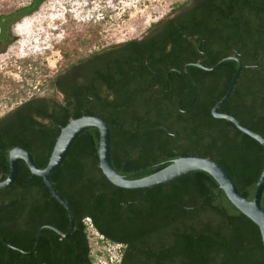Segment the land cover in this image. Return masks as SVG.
I'll use <instances>...</instances> for the list:
<instances>
[{"label":"trees","instance_id":"trees-1","mask_svg":"<svg viewBox=\"0 0 264 264\" xmlns=\"http://www.w3.org/2000/svg\"><path fill=\"white\" fill-rule=\"evenodd\" d=\"M46 1L30 0L0 16V50L12 43L16 23L39 13ZM228 56L239 58L243 69L218 112L264 137V0H187L140 38L91 52L56 73L51 86L60 102L31 97L1 116L0 181L12 148L27 150L44 168L60 129L70 118L89 115L108 125L110 159L119 174L137 179L177 157H204L251 199L263 147L211 115L237 62L184 71L197 62L211 68ZM98 139L96 128L83 131L49 176L73 214L71 236L44 228L35 250L39 228L66 233L69 218L19 161L15 181L0 190V264H93L88 228L120 246L118 264H264L258 227L208 173L122 189L99 168ZM260 205L264 211V190Z\"/></svg>","mask_w":264,"mask_h":264},{"label":"rangeland","instance_id":"rangeland-1","mask_svg":"<svg viewBox=\"0 0 264 264\" xmlns=\"http://www.w3.org/2000/svg\"><path fill=\"white\" fill-rule=\"evenodd\" d=\"M30 0H0V16ZM187 0H48L0 50V117L31 97L60 100L51 79L101 48L140 38ZM93 264H118L120 246L87 230Z\"/></svg>","mask_w":264,"mask_h":264},{"label":"water","instance_id":"water-1","mask_svg":"<svg viewBox=\"0 0 264 264\" xmlns=\"http://www.w3.org/2000/svg\"><path fill=\"white\" fill-rule=\"evenodd\" d=\"M225 61H235L238 65L230 79L229 85L224 95L212 106L211 115L215 119L226 120L232 123L240 132L254 139L263 147L262 167L255 184L253 197L251 199H247L240 194L233 180L223 167H221L215 161L204 157H177L169 161L160 170L145 177L137 179L125 177L119 174L113 168L111 163L110 130L108 125L98 116L83 115L75 119L70 118L68 123L60 129L59 134L53 144L47 164L44 168H39L35 164L32 155L27 150L17 146L9 151V172L7 177L4 180L0 181V190L9 187L17 177L19 161L21 160L26 164L32 175L42 179L51 196L65 209L68 214L69 224L67 232L62 233L51 226H43L39 228V230L37 231L35 247L33 250L36 249L39 241V236L44 228H50L64 238H69L71 236L72 230L74 229L73 214L67 204L57 195V193L53 189L52 185L49 182V176L58 167L61 166L77 137L83 131L89 128H96L98 130V164L102 174L111 184L122 189H146L156 185L168 183L192 172H206L216 181L219 189L224 192L230 203L258 227L261 241L264 247V211L262 210L260 205L261 195L264 190V137L256 132L251 131L249 128L244 127L237 119H235L231 115L218 112L219 108L231 95L237 78L241 70L243 69V63L236 56H228L218 61L211 68L204 67L200 62H197L185 65L184 71H187V67L189 65H193L205 71H213ZM197 95L198 99L196 104L199 101L198 91ZM177 105L179 106V101ZM8 246L14 250H17V248L15 247H12L10 245ZM32 251H30V253Z\"/></svg>","mask_w":264,"mask_h":264},{"label":"flooded vegetation","instance_id":"flooded-vegetation-1","mask_svg":"<svg viewBox=\"0 0 264 264\" xmlns=\"http://www.w3.org/2000/svg\"><path fill=\"white\" fill-rule=\"evenodd\" d=\"M57 92V91H56ZM58 93V95L60 96V100H58L59 102L62 100V95L59 93V92H57ZM46 99V98H45ZM51 100V99H50Z\"/></svg>","mask_w":264,"mask_h":264},{"label":"built area","instance_id":"built-area-1","mask_svg":"<svg viewBox=\"0 0 264 264\" xmlns=\"http://www.w3.org/2000/svg\"><path fill=\"white\" fill-rule=\"evenodd\" d=\"M86 221H88V219H86Z\"/></svg>","mask_w":264,"mask_h":264}]
</instances>
